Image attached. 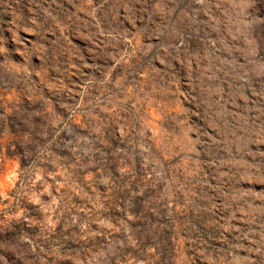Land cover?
<instances>
[{"label": "rangeland", "instance_id": "obj_1", "mask_svg": "<svg viewBox=\"0 0 264 264\" xmlns=\"http://www.w3.org/2000/svg\"><path fill=\"white\" fill-rule=\"evenodd\" d=\"M0 264H264V0H0Z\"/></svg>", "mask_w": 264, "mask_h": 264}]
</instances>
